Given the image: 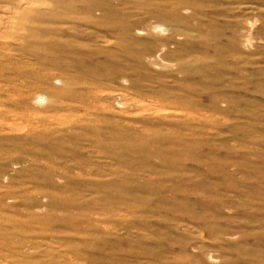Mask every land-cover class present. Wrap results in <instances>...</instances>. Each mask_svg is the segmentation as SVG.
Returning a JSON list of instances; mask_svg holds the SVG:
<instances>
[{
    "label": "rangeland",
    "instance_id": "rangeland-1",
    "mask_svg": "<svg viewBox=\"0 0 264 264\" xmlns=\"http://www.w3.org/2000/svg\"><path fill=\"white\" fill-rule=\"evenodd\" d=\"M0 264H264V0H0Z\"/></svg>",
    "mask_w": 264,
    "mask_h": 264
}]
</instances>
